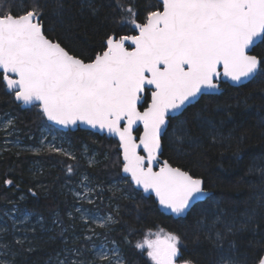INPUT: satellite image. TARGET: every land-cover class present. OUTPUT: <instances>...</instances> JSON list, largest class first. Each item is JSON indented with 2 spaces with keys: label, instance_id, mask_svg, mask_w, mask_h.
I'll return each instance as SVG.
<instances>
[{
  "label": "trees",
  "instance_id": "trees-1",
  "mask_svg": "<svg viewBox=\"0 0 264 264\" xmlns=\"http://www.w3.org/2000/svg\"><path fill=\"white\" fill-rule=\"evenodd\" d=\"M38 2L44 12L42 22L48 38L60 42L73 54L83 52L94 58L108 35L134 33L131 19L143 22L146 12L154 10L149 6L158 0H93L99 9L96 16L90 14L88 0ZM118 3L125 9L131 6L134 16L118 8ZM32 4L33 0H14L13 12L27 10ZM58 4L63 7L60 16L56 13ZM121 15L127 18L126 22H120ZM252 53L264 60V39L254 46ZM221 87L220 93L202 94L175 118L171 117L162 137L161 157L202 177L204 188L211 191L184 217L174 218L161 213L151 196L145 197L121 175L115 139L82 129L62 132L54 128L38 105L20 108L14 92H8L0 81V114L13 116L11 137L32 142L27 140L30 135L34 139L42 127H49L68 137L66 145L73 152L69 155L55 148L39 152L8 149L0 143V214L15 204L42 216L44 224L51 227L46 232H34L29 245H25L26 237L21 243L8 234L5 241L15 252L9 264H50L53 255L66 244L80 248L82 259L87 261L89 243L82 238L63 240L70 233L72 220L68 211H72L75 203L68 189L76 187L83 176L102 190L99 200L102 209L106 207L105 198L117 205L112 210L114 221L110 226H97L96 230L117 245L124 258L122 264H153L147 256V247L137 245L167 232L180 236L181 260L219 264L222 257H229L239 264H259L264 256V64L245 84L222 83ZM148 100L146 90L141 108ZM84 149L94 153V162L86 161ZM9 180L11 184L5 183ZM111 183H119L122 188L111 190ZM107 209L111 210V206ZM253 213V223L242 229ZM226 225L233 229L231 234L227 233ZM64 226L66 229L62 230ZM217 232L224 234L218 243Z\"/></svg>",
  "mask_w": 264,
  "mask_h": 264
},
{
  "label": "snow or ice",
  "instance_id": "snow-or-ice-1",
  "mask_svg": "<svg viewBox=\"0 0 264 264\" xmlns=\"http://www.w3.org/2000/svg\"><path fill=\"white\" fill-rule=\"evenodd\" d=\"M12 3L0 0V81L14 92L15 100L38 102L43 115L58 124L83 122L117 135L123 171L177 216L206 194L202 177L172 167L167 160L158 171L153 169L161 136L170 116L205 89L218 88L215 81L221 68L233 81L254 78L261 70L264 60L248 53L257 38L264 39V0H158L149 6L154 10L146 12L143 22L131 19L137 35H108L94 58L73 54L48 38L38 0L15 14ZM117 7L134 16L131 6ZM88 9L93 16L99 14L93 0H88ZM56 13H63L60 4ZM126 19L121 15L120 22ZM127 41L134 47H126ZM147 86L153 89L151 102L141 111L138 105ZM137 122L144 129L139 144L132 135ZM140 146L146 156L138 153ZM254 215L247 217L242 229L253 223ZM226 227L231 234L233 229ZM223 238L216 233L217 243ZM145 246L153 264H193L181 260V238L172 232L137 245ZM98 255L107 259L103 252ZM219 264L239 262L222 257Z\"/></svg>",
  "mask_w": 264,
  "mask_h": 264
},
{
  "label": "rangeland",
  "instance_id": "rangeland-1",
  "mask_svg": "<svg viewBox=\"0 0 264 264\" xmlns=\"http://www.w3.org/2000/svg\"><path fill=\"white\" fill-rule=\"evenodd\" d=\"M9 121L12 123L9 124ZM12 125L13 116L0 114L1 147L8 149H29L33 152H39L44 148H55L73 155L69 145H66L68 137L63 133H58L49 127H42L34 139L31 135L27 138V140L31 139L32 142H24L23 140L11 137V134L14 132ZM84 151L86 161L88 163L94 162V153L89 154L85 149ZM121 188L119 183H111L109 189L115 191ZM68 193L74 197L75 203L71 207L72 211H68V216L72 220L69 223L70 233L64 236L63 240L70 242L82 238L84 243H89L88 256H86L87 261L82 259L80 248L70 247L66 244L53 255L52 263L50 264H118V261L119 264H122L124 258L119 253L117 245L110 242L107 237L101 235L96 230L97 226H110L114 221L112 210H116L117 205L112 204L110 200L105 198L106 207L102 209L99 203V200L102 199L100 195L102 190L97 183L91 182L86 176L81 178L76 187L69 188ZM107 206H111V210L107 209ZM109 217L111 219H108ZM65 229L66 227L64 226L62 230ZM46 230H51V227H47L44 224L42 216L25 209H20L15 204L8 206L0 214V264H9L15 253L10 249L11 244L5 241L9 235L10 238L12 237L21 243H24L23 237H26L25 245H29L35 236L33 235L35 234L34 232H46ZM101 252L106 255L107 259H100L98 254ZM178 264L181 263L178 262Z\"/></svg>",
  "mask_w": 264,
  "mask_h": 264
},
{
  "label": "water",
  "instance_id": "water-1",
  "mask_svg": "<svg viewBox=\"0 0 264 264\" xmlns=\"http://www.w3.org/2000/svg\"><path fill=\"white\" fill-rule=\"evenodd\" d=\"M132 28H133V30H134V33L125 34V35H128V36H131V35H137V34H138V31L134 28V25H133V24H132ZM117 37H119V36H117ZM49 39H50V38H49ZM261 40H262V39L257 38V40L255 41V43L253 44V46H251V48H250V50H249V53H248L249 55H254V54L252 53V50H253L254 46H256ZM53 41H54V40H53ZM54 42H55V41H54ZM125 46H126V47H134V45L132 44L131 41H127V42L125 43ZM255 56H256V55H255ZM257 57H258V56H257ZM258 58H259V57H258ZM86 62H87V61H86ZM220 72H221V75H220L219 77H217V78H216V81H215V82L218 84V88H216V89H205L203 94H218V93H220L221 91H223V89H222V87H221V82H222V83H227L228 85H231V86H239V85L245 84L246 82H248V81H250V80L252 79V78H248V79H244V78H242L240 81H233L230 77H226V76L223 75V69H222V68L220 69ZM6 90H7L8 92H12L11 90H9V89H7V88H6ZM146 90H148V93H149V100H148L147 104L141 108V106H142V104L144 103V100H145V92L142 93L143 100H142V102H141V105H138V107H139V109H140L141 111H143V108L147 107L148 104L151 102V91H152L153 89H152L151 86H147ZM146 90H145V91H146ZM201 95H202V94L198 95L197 98H196L192 103H194L195 101H197ZM14 100H15V96H14ZM15 102L18 103L22 109L29 108V107H31L32 105H38V106H39V103H38V102H33L32 104H24L22 101H17V100H15ZM192 103H190V104H192ZM190 104H186V105L180 110L179 113H174L172 116L169 117V119H170L171 117H173V116L175 117V116L179 115V114H180V113H181V112H182V111H183L188 105H190ZM39 109H40V107H39ZM40 111L42 112L41 109H40ZM42 114H43V113H42ZM44 117H45L47 123H49V124L52 125L54 128H56V129H58V130H60V131H62V132L75 131V130H77V129H82V130L91 131V132H93V133H95V134H97V135H99V136H105L106 138H113V139H115V140L118 142V149H119V151H120V159H121V163H122V167H121V175H122L123 177H127V178L129 179V181L131 182V184L133 185V187H134L136 190L140 191L145 197H150V196H151V197L153 198V200L155 201L158 210H159L161 213L165 214V215H169V216H172V217H174V218L184 217V216L187 214V212L191 209V207H192L195 203H197V202H199V201H203L206 197H208V196L211 194V191H209V190L206 189V194L202 195V196L199 198V200L194 201L193 204H192V206H191V207H190V208H189L184 214L177 216L176 214L172 213L170 209H168V208H166V207H164V206H162V205L159 204V200H158V198L156 197V195H155L154 192H152V191L145 192L144 189L142 188V186H139V185H136V184H135V182L131 179V175H130L129 173H125V172L123 171V150L120 148L119 137H118L117 135H115L114 133H110L107 129H101V128H99V127H95V128H93V127H91L90 125H88V124H86V123H83V122H78L76 125H68V126H64V125H61V124L56 123L55 121L49 120L46 116H44ZM168 124H169V122H168ZM168 124H167V126H166V129H167V127H168ZM123 126H124V122L121 123V127H123ZM137 129H140V131H139L138 134L135 132ZM166 129H165V130H166ZM143 130H144V129H143V123H142V122H137L135 125H133L132 135H133V137L136 139L137 144H139V137L143 134ZM163 135H164V134H162V136H161V140H162ZM161 146H162V141H161ZM137 151H138V153H139L140 155H144V156L147 155V153L143 151V146H140V147L137 149ZM161 153H162V147H161V152L158 154V160H157V162L153 164V169H154L155 171H158L159 168H160V166L162 165V163L166 160V159H164V158L161 157ZM168 163H169V162H168ZM145 164H147V161L145 162ZM169 164H170V163H169ZM170 165H171L172 167H177V166H174V165H172V164H170ZM182 170H183V169H182ZM183 171H185V170H183Z\"/></svg>",
  "mask_w": 264,
  "mask_h": 264
},
{
  "label": "bare ground",
  "instance_id": "bare-ground-1",
  "mask_svg": "<svg viewBox=\"0 0 264 264\" xmlns=\"http://www.w3.org/2000/svg\"><path fill=\"white\" fill-rule=\"evenodd\" d=\"M16 104H18V103H16ZM21 108V107H20Z\"/></svg>",
  "mask_w": 264,
  "mask_h": 264
},
{
  "label": "flooded vegetation",
  "instance_id": "flooded-vegetation-1",
  "mask_svg": "<svg viewBox=\"0 0 264 264\" xmlns=\"http://www.w3.org/2000/svg\"><path fill=\"white\" fill-rule=\"evenodd\" d=\"M221 85H222V82H221Z\"/></svg>",
  "mask_w": 264,
  "mask_h": 264
}]
</instances>
